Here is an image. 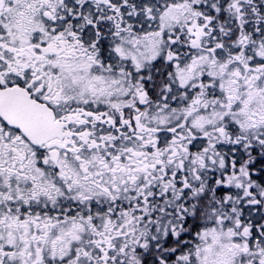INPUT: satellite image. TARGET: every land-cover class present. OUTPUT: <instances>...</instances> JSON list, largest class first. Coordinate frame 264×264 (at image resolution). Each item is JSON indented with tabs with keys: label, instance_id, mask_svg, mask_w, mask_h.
Wrapping results in <instances>:
<instances>
[{
	"label": "snow or ice",
	"instance_id": "obj_1",
	"mask_svg": "<svg viewBox=\"0 0 264 264\" xmlns=\"http://www.w3.org/2000/svg\"><path fill=\"white\" fill-rule=\"evenodd\" d=\"M0 264H264V0H0Z\"/></svg>",
	"mask_w": 264,
	"mask_h": 264
}]
</instances>
